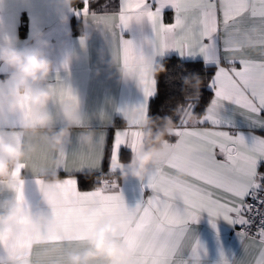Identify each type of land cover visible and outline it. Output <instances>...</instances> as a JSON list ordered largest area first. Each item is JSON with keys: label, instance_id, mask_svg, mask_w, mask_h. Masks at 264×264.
I'll return each mask as SVG.
<instances>
[{"label": "snow or ice", "instance_id": "1", "mask_svg": "<svg viewBox=\"0 0 264 264\" xmlns=\"http://www.w3.org/2000/svg\"><path fill=\"white\" fill-rule=\"evenodd\" d=\"M89 0H83L82 12L88 13ZM173 12L170 23L164 20V10ZM147 17L155 34L153 55L177 50L181 56H203L215 64L208 80L212 90L198 118L191 123L181 121L169 141L175 155L166 164L158 165L142 187L147 195L137 203L139 212L133 215L122 209L124 201L117 183L101 180L91 191H81L78 180L69 175L57 185L65 199H74L79 219L54 214L59 232L33 247L18 242L14 251L19 259L32 264H62L68 250L79 248L104 216H118L125 229L123 242L133 253L132 264H210L209 251L193 225L207 213L214 229L225 222L234 232L239 252L220 247L218 260L211 264H264V137L253 136L251 142L243 134H233L231 114L239 113L255 127H264V86L257 85V73L264 68V57L233 59L229 52L234 42L244 43L252 36L253 43L264 47V0H123L118 16H92L93 22L112 33L127 28L129 23ZM115 53L122 68L134 73L145 101L157 95V80L142 66L144 53L131 41L120 39ZM222 53V55H220ZM67 67V64H65ZM59 81V77H57ZM61 100L76 99L71 88L58 83ZM193 109L192 102L186 104ZM141 118L148 116L147 103L139 106ZM143 142L138 127L128 126L115 134L111 146L110 170L121 164L122 147L136 152ZM191 151L190 174L179 179L180 165ZM65 171L98 168L103 163V148L92 155L81 153L69 160L61 157ZM41 155L31 165L35 172L47 161ZM20 175V169L13 173ZM38 184H42L37 180ZM23 200V182L16 189ZM217 236L219 233L217 232ZM11 233L0 229V248H6ZM30 255L25 257L23 252Z\"/></svg>", "mask_w": 264, "mask_h": 264}, {"label": "clouds", "instance_id": "2", "mask_svg": "<svg viewBox=\"0 0 264 264\" xmlns=\"http://www.w3.org/2000/svg\"><path fill=\"white\" fill-rule=\"evenodd\" d=\"M74 3L75 0H57V14L61 23H67L65 10ZM85 28L87 31L81 39V45L91 35V25L85 23ZM30 39L32 43L29 46L18 48L16 36L9 35L5 28H0V64L10 69L4 79L0 80V117L18 118L16 129L0 128V194L9 193L0 202V229L11 233L8 247L0 248V264H32L28 259H19L14 251L15 245L23 241L35 247L37 237L43 243L45 239L58 234L54 214L68 215L71 209L73 222L79 219L75 211V200H66L57 187L62 182L58 169L65 164L61 157L68 153L73 131L83 129L78 141L84 154L92 155L102 147V142L97 139L100 134L88 129V117L80 111L79 101L70 98L61 100L57 87L50 83L56 65L46 55L50 45L39 27L31 31ZM231 49L229 55L233 59L264 57V47L255 45L252 36H246L243 44L234 42ZM141 64L150 69L153 77L165 71L164 65L153 56H145ZM109 66L117 67L116 56H112ZM118 71L121 82H127L138 75V72L125 68H118ZM193 80L195 83L186 78L185 84L191 86L198 97L203 81L199 75H195ZM255 81L257 85L264 86V68L257 73ZM52 103L59 105L64 121L62 127L54 126L55 118L48 110ZM175 115L179 116V121H174L171 117L153 119L151 116L145 120L139 126V130L143 132L142 146L132 153L126 165L121 163L111 171H119L121 180L132 178L143 182L158 165L169 163L176 154L169 143L176 126L181 121L191 123L198 118V114L189 110H177ZM137 117L138 114L131 112L123 114L127 125ZM41 153L46 154L48 159L35 173H39L41 177L39 192L41 202L48 212H33L26 207L24 199H17L16 189L23 182L21 172L25 168L21 169L20 166L31 165ZM185 155L187 159L176 173L179 179L190 174L192 153L189 151ZM17 169H20L19 176L13 175ZM121 207L133 217L139 212V209L129 207L125 200ZM124 234L125 229L120 226L118 216H104L79 248L65 253L62 264H132L133 253L123 242ZM23 255L27 257L30 252L25 250Z\"/></svg>", "mask_w": 264, "mask_h": 264}, {"label": "crops", "instance_id": "3", "mask_svg": "<svg viewBox=\"0 0 264 264\" xmlns=\"http://www.w3.org/2000/svg\"><path fill=\"white\" fill-rule=\"evenodd\" d=\"M110 5V8L102 10H90L88 7L89 14L87 16L82 12L83 7L75 8L72 5L65 10L68 16L67 23H61L57 14V0H0V28H5L9 35L16 36L18 41L16 47L18 48L29 46L32 43L31 31L36 27L41 29L44 38L50 45L46 50V55L56 65V71L50 83L55 86L60 83L71 88L72 93L79 101L80 111L88 117V129L95 130L100 134L97 139L102 142V165L95 169L85 167L79 171H65L62 167L58 169L60 178L64 179L71 175L77 179V175L83 173L94 175L105 173L107 178L104 180L110 182L114 180L128 206L135 207L147 195V192L143 189L141 181L132 178L121 180L119 179V171L112 172L110 170L111 146L116 132L123 131L128 126L139 128L147 120V117L141 118L142 114L138 108L145 103L148 106L150 98L147 102L145 101L142 88L136 78L121 82L118 68L122 67L118 63V57L115 53L120 39L131 41L138 51L143 52L142 61L145 56L156 57L158 61L173 56L180 60L201 61L205 66L212 67L213 73L215 72V64L213 62L206 63L204 57L200 55L195 57L181 56L177 50H169L164 55L154 56L152 41H154L155 34L153 26L146 16L139 20H132L127 28H118L117 35L114 37L111 32L96 25L92 20L93 15L118 16L123 6V0H111ZM163 15L165 22L170 23L173 16L172 9H165ZM72 17L80 19V32L75 34L70 23ZM85 23L91 25V35L86 43L81 45V39L87 31ZM112 56L117 57V67L109 66ZM65 64L67 67L64 66ZM145 68L151 75L150 69ZM9 72L10 69L0 64V80H3ZM57 77H59V81ZM209 90L212 93L210 88ZM48 110L55 118L54 126L56 128L62 127L64 121L60 114L59 105L52 103ZM187 110L192 111L189 108ZM125 112L138 114V117L130 125H127L123 119ZM231 119L233 126L227 129L231 133L243 134L249 142L253 136L264 137V127L258 128L251 125L239 113L231 114ZM17 120L18 118L0 117V128L16 129L18 127ZM82 130L75 129L73 131L72 143L67 153L69 160L84 152L78 141L79 133ZM131 155L132 152L129 148L122 147L119 154L120 163L126 165L130 161ZM259 167L264 170V160L259 161ZM21 176L26 207L33 212H48L46 206L41 202L40 184L37 183V180L42 182L39 173L33 172L31 168H25L22 170ZM99 183L94 187L80 188V190L91 191L98 187ZM8 195L9 193L0 194V202ZM193 227L200 240L208 247L210 264L218 260L220 247H223L226 252L229 249L239 252L235 234L225 222H219L217 228L214 229L209 223L207 213H201L199 222ZM217 232L219 236H217Z\"/></svg>", "mask_w": 264, "mask_h": 264}, {"label": "trees", "instance_id": "4", "mask_svg": "<svg viewBox=\"0 0 264 264\" xmlns=\"http://www.w3.org/2000/svg\"><path fill=\"white\" fill-rule=\"evenodd\" d=\"M111 0H89L90 10H102L110 8ZM75 8L83 7V0H75ZM73 33L80 32V19L74 17L70 20ZM165 67V71L154 77L157 80V95L150 98L148 103V116L153 119L162 120L171 117L174 121H179V116L175 115L177 110H187L186 104L192 102L195 107L192 109L196 114L203 111L204 106L210 99L212 93L207 87L208 80L213 74V68L205 66L201 61L180 60L177 57H166L159 61ZM195 75H199L203 83L200 88V95H195L194 89L185 84V79L192 80ZM174 137H170L169 141ZM107 178V174L83 173L77 175L79 187L88 189L94 187L101 180Z\"/></svg>", "mask_w": 264, "mask_h": 264}]
</instances>
